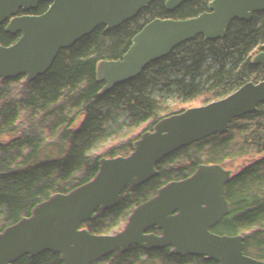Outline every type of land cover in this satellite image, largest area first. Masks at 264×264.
Returning <instances> with one entry per match:
<instances>
[{
  "label": "rangeland",
  "instance_id": "obj_1",
  "mask_svg": "<svg viewBox=\"0 0 264 264\" xmlns=\"http://www.w3.org/2000/svg\"><path fill=\"white\" fill-rule=\"evenodd\" d=\"M4 1L24 22L36 16L41 2ZM154 14L163 27L172 29L168 34L173 39L165 45L171 55L178 54L176 40L192 37L195 29L245 49L264 30V3L259 0H155ZM28 28V45L18 47L13 59L12 87L31 90L33 118L15 139L19 148L0 153V224L9 225L8 237L0 244V264H119L109 257L112 249L136 260H130L132 264H222L226 233L240 237L264 229V62L252 81L234 145L205 186L204 203L190 208L192 193H181L189 203L175 200L172 193H165L161 201L149 197V191L130 194L127 175L112 170L109 163L108 150L116 142L111 122L120 114L113 91L104 114L97 115L98 129L81 136L84 143L95 135L85 142L81 162L97 160L101 166L98 172L89 171L85 187L83 177H75L79 199L72 206L54 196L61 184L54 177L55 152L76 135L78 125L93 118L82 113L89 107L85 103L101 102L76 84L73 67L56 70L53 57L33 54L38 26L30 23ZM127 44L140 55H149L154 48L146 36L133 37ZM135 199L141 203L156 199L150 210L157 219L137 229ZM143 213L141 208L140 218ZM158 225V232L147 239L146 228Z\"/></svg>",
  "mask_w": 264,
  "mask_h": 264
},
{
  "label": "trees",
  "instance_id": "obj_2",
  "mask_svg": "<svg viewBox=\"0 0 264 264\" xmlns=\"http://www.w3.org/2000/svg\"><path fill=\"white\" fill-rule=\"evenodd\" d=\"M154 4L155 0H41L37 19L29 16L24 22L0 0V153L19 148L15 139L33 118L31 90L12 87L13 59L18 47L28 45L30 23L38 26L33 54L53 57L56 70L73 67L76 84L101 102L99 106L85 103L89 107L82 113L93 118L78 125L76 135L55 152L54 177L61 184L54 196L61 202L74 206L79 199L75 177L82 176L85 187L89 171L98 172L101 166L97 160L81 162L85 142L95 135L84 143L81 136L98 129L97 115L104 114L113 91L120 114L111 122L116 142L108 150L109 163L112 170L127 175L133 196L149 191V197L161 201L165 193H172L175 200L189 203L185 195L192 193L190 208L204 203L205 186L234 145L252 81L264 62V30L245 49L195 29L192 37L176 40L178 54L171 55L165 45L172 29L158 21ZM136 36H146L153 43L151 54L130 49L127 41ZM137 202L132 212L137 213L135 229L157 219L150 210L156 199ZM141 208L143 218L138 215ZM8 227L0 224V244L8 237ZM158 227L146 228L147 239ZM109 257L119 264L136 262L117 249ZM221 257L222 264H264V229L240 237L233 231L226 233Z\"/></svg>",
  "mask_w": 264,
  "mask_h": 264
},
{
  "label": "bare ground",
  "instance_id": "obj_3",
  "mask_svg": "<svg viewBox=\"0 0 264 264\" xmlns=\"http://www.w3.org/2000/svg\"><path fill=\"white\" fill-rule=\"evenodd\" d=\"M115 73V72H114Z\"/></svg>",
  "mask_w": 264,
  "mask_h": 264
}]
</instances>
